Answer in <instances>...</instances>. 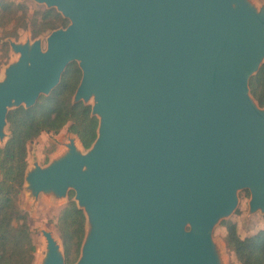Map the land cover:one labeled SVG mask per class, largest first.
Masks as SVG:
<instances>
[{
    "label": "water",
    "instance_id": "obj_1",
    "mask_svg": "<svg viewBox=\"0 0 264 264\" xmlns=\"http://www.w3.org/2000/svg\"><path fill=\"white\" fill-rule=\"evenodd\" d=\"M34 1L67 23L43 47L7 38L17 56L0 79V140L7 110L32 105L75 61L71 99L90 103L96 135L83 150L69 137L44 165L32 161L22 186L33 197L73 191L85 231L71 264H222L211 229L237 189L248 190L249 211L264 212V108L247 85L264 61V6ZM40 232L38 264H64L60 243Z\"/></svg>",
    "mask_w": 264,
    "mask_h": 264
},
{
    "label": "trees",
    "instance_id": "obj_2",
    "mask_svg": "<svg viewBox=\"0 0 264 264\" xmlns=\"http://www.w3.org/2000/svg\"><path fill=\"white\" fill-rule=\"evenodd\" d=\"M26 12L27 7L21 1L0 0V27L21 19L17 25L28 26L30 36L35 37L67 23L53 7L34 9L27 17ZM8 31L14 35L17 32L15 28ZM79 77L80 70L71 61L47 94H39L28 107L18 105L6 112L7 136L0 145V264H32L34 244L27 213L15 203V195L23 186L27 143L40 132L55 133L64 127L85 149L96 135L97 118L90 113V103L71 99ZM247 85L256 103L264 106V61L249 76ZM72 195L73 191L68 190L54 222L64 264L77 258L85 231L84 213ZM224 242L239 264H264V226L239 237L234 226L226 224Z\"/></svg>",
    "mask_w": 264,
    "mask_h": 264
},
{
    "label": "rangeland",
    "instance_id": "obj_3",
    "mask_svg": "<svg viewBox=\"0 0 264 264\" xmlns=\"http://www.w3.org/2000/svg\"><path fill=\"white\" fill-rule=\"evenodd\" d=\"M17 1V0H14ZM23 2L27 7L26 17L34 9H42L45 7L43 3L34 0H18ZM256 7L264 6V0H249ZM25 16V15H24ZM21 19L11 21L7 25L0 27V79L3 76L4 66L14 60L17 54L11 51L8 40L30 41L36 37L41 40V46H44V37L47 32H42L35 37L30 36L29 27L20 28ZM17 30L16 35L9 34L10 29ZM91 101L90 99L88 100ZM264 108V106H263ZM4 132L7 130L4 127ZM6 136L2 137L0 144ZM69 137H74V141L79 146V142L75 135L65 131L64 127L57 132H41L35 138L27 143V166H31L32 161H36L40 165H44L51 156L64 149V143L68 141ZM80 147V146H79ZM81 148V147H80ZM82 149V148H81ZM83 150V149H82ZM249 192L245 188L237 189L236 204L234 208L227 215L219 218L212 226L211 239L215 244L216 251L222 264H239L231 249H229L224 242L225 225H233L239 237L247 235L256 229L264 226V212L259 209L253 211L248 210ZM66 196L56 198L50 194L37 193L35 197L22 189L15 195V203L18 207L24 209L27 213L26 219L30 228L31 238L34 244L32 264H38L41 256L44 253V238L40 230H50L53 237L58 243L59 237L55 228V215L59 207L65 202Z\"/></svg>",
    "mask_w": 264,
    "mask_h": 264
},
{
    "label": "crops",
    "instance_id": "obj_4",
    "mask_svg": "<svg viewBox=\"0 0 264 264\" xmlns=\"http://www.w3.org/2000/svg\"><path fill=\"white\" fill-rule=\"evenodd\" d=\"M41 133V132H40ZM26 156H27V154H26Z\"/></svg>",
    "mask_w": 264,
    "mask_h": 264
}]
</instances>
